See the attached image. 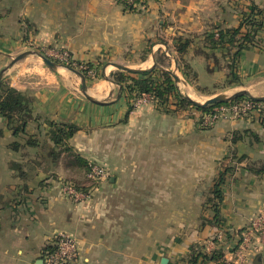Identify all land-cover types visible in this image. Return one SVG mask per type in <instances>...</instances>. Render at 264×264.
<instances>
[{"label": "crops", "instance_id": "crops-1", "mask_svg": "<svg viewBox=\"0 0 264 264\" xmlns=\"http://www.w3.org/2000/svg\"><path fill=\"white\" fill-rule=\"evenodd\" d=\"M234 1L145 0L128 10L117 0H0V70L30 48L27 42L65 48L74 61L95 69L86 81L101 101H89L74 78L28 55L7 68L2 79L28 98L34 118L25 130L39 145L11 149L19 138L0 115V264H44V252L53 248L59 231L76 240L78 254L71 264H161L162 258L166 264H185L193 250L213 249L223 252L219 264H264V246L248 250L240 263L235 254L240 230L264 211V173L245 168L248 161H264V104L241 118L220 116L202 124V112L160 110L151 96L129 110L134 99L128 102L121 84L103 77L108 62L144 70L156 61L165 65L159 57L171 50L170 43L162 49L156 42V20L162 33H174L165 29L161 13L188 28L182 34L194 37L196 47L220 53L221 48H206L204 31L236 27L241 18ZM253 1L264 11V0ZM237 2L243 10L249 4ZM251 33L252 42L235 62L238 81L201 95L240 89L264 95V25ZM191 61L200 85L229 78L228 56L210 63L211 71L204 55ZM111 67L104 73H112V79L123 71ZM194 85L186 84L187 96H197ZM61 122L77 126L70 147L88 163L104 165L106 177L91 183L63 153L56 161L41 153L42 144L54 146L53 123ZM221 172L217 221L213 188ZM64 183L90 187L91 196L66 197Z\"/></svg>", "mask_w": 264, "mask_h": 264}, {"label": "trees", "instance_id": "trees-1", "mask_svg": "<svg viewBox=\"0 0 264 264\" xmlns=\"http://www.w3.org/2000/svg\"><path fill=\"white\" fill-rule=\"evenodd\" d=\"M119 1L122 2L125 6H128L130 10L136 9L133 7V4L127 2V0ZM134 2H139L143 4L145 0H134ZM246 8L248 9V11L241 13V16L243 18L236 27H217L219 33L218 37H215L214 33L212 32L205 33L204 40L206 41V46L214 47L215 49L220 46H223L224 44L229 45V48L230 46L236 47L235 51H233V54L231 55V62L229 60L227 64V67L229 68V78L227 79L226 85L224 86H229L233 82L238 81V77L235 74L234 68L239 52L245 44L252 42V28L264 25V11L259 8L253 0H249V4L246 6ZM255 15H261V17L258 18ZM180 39V36H178L176 37L175 41L174 49L178 54L176 56V60L181 68V72L185 76H188L190 73L192 75V78L196 79L197 74L192 69L191 65L188 64L186 61L185 64L181 65L180 62V59L184 58V54L189 48L192 41L187 38H184V40ZM199 52L204 53V51H202L201 49L195 50V53ZM204 54L206 55L205 57L207 61L206 67L208 70L211 71L213 69V66H211L210 63H213V65L215 63L217 64L218 57L215 53ZM229 54L230 52L222 53L221 56H229ZM80 71H82L87 77L86 69H80ZM159 75H161L160 78ZM113 80L116 83L121 84V90L128 99V102L129 99H136L142 94L147 93L152 97L151 99L153 103L160 110L180 111L186 108H193L202 113H207L215 105L219 104L216 103L205 107L195 105L191 100L187 98L186 95H183L179 91L171 75L166 71L157 68L156 66H153L150 69H145L140 73L133 74L127 71H118V73L114 75ZM198 89H200V91L202 92H208L206 91V87L198 86ZM243 100H250L257 105L264 104V101L255 100L249 95L239 96L231 101L223 102V104ZM133 108L134 105L132 103H129V110H132ZM0 115L5 120L6 126L11 130L13 136L20 139L22 138V136H24V134L26 135L23 142H21V140L19 139L12 141L9 144L11 149L19 150L23 148L24 145H39L37 139H34L33 135L26 134L25 130L27 122L34 118L32 113V107L28 101V98H26L22 94V92L16 90L13 87L8 86V84L5 83L4 79L0 81ZM53 127L54 128L52 130V133L50 134V137L54 142V146L48 147L47 144H42L41 153H45L50 159H54V161H56V159L62 156L63 153L64 158L67 157L69 162L72 163L77 170L83 171V173L85 174L89 169L90 163H88V161L84 159L79 153H76L69 145V140L76 132L77 126L74 124L61 122L53 123ZM249 132L253 135L254 139L257 140L258 137L254 133H252V131ZM241 159H244V157H242ZM245 168L257 174L264 173V161H248L245 165ZM224 173L225 172L219 173L218 177L215 180L213 188V217L217 221L219 220L218 206L223 199L221 185L224 182ZM75 186L81 187L77 184ZM51 250L52 248H48V250L44 252V256L47 255V253ZM205 262L209 264H219L224 262L223 252L219 249H213L208 252L193 250L192 253L186 258L185 264H204Z\"/></svg>", "mask_w": 264, "mask_h": 264}, {"label": "built area", "instance_id": "built-area-1", "mask_svg": "<svg viewBox=\"0 0 264 264\" xmlns=\"http://www.w3.org/2000/svg\"><path fill=\"white\" fill-rule=\"evenodd\" d=\"M127 2L135 4L134 0ZM50 59L64 65L75 64L71 55L65 48L46 47L42 52ZM79 69H86L88 77H94L95 71L88 67L85 63L77 65ZM150 95L143 94L134 102V106L148 101ZM254 104L250 100L229 102L228 104L219 103L215 105L209 112L202 113L201 123L208 124L220 116H229L232 118H241L247 116L250 112L260 111V105ZM108 175V169L98 163H90L89 169L85 176L87 180L98 181ZM90 187L78 188L72 183H64L62 192L66 197L74 200H85L91 196ZM260 246H264V211L258 212L249 221V223L241 230L239 241L237 243L235 254L238 262H243L247 258V251H257ZM78 247L75 238L65 232L59 231L55 235V242L52 250L44 257V264H71L77 258ZM238 264V263H237Z\"/></svg>", "mask_w": 264, "mask_h": 264}, {"label": "rangeland", "instance_id": "rangeland-1", "mask_svg": "<svg viewBox=\"0 0 264 264\" xmlns=\"http://www.w3.org/2000/svg\"><path fill=\"white\" fill-rule=\"evenodd\" d=\"M121 5H123L124 6V8L125 9H128V10H130L129 8H128V6H125L122 2H120L119 0H117ZM238 0H235L234 1V3H232L233 5H234V7L238 10V13H240V21L242 20V16H241V13H244V12H246V11H248V9L246 8V9H244L243 10V8H241V6H239V2H237ZM141 4V3H140ZM137 5V4H136ZM135 5V6H136ZM135 6H133L134 8H136ZM262 9V8H261ZM159 18H161V19H163V24H164V26H165V29H168L171 33H174V34H170V36H168V33H167V35L166 34H164V33H162V26H161V24L156 20V27H157V34H156V36H155V40H156V42H161L160 43V47L162 48V49H165L166 47H165V42L166 43H170V51L169 50H164V52H165V54L167 55H165L164 54V56L161 54V56L159 57V59L160 60H162V61H164L165 62V65H161V64H159L157 61H156V64L158 65V66H156L157 68H159V69H161V70H163L162 68H168V69H172V70H176V72H177V74H178V76L180 77V79H183L184 81H186V84L188 83V82H191L192 84H195L194 85V88H196V90H198V93H196L197 94V96H195L194 94H192V93H189V95H190V97H192V98H194V99H196L197 101H199V102H202V101H204V97L205 96H210V95H201V92L202 91H200V89H198V86L199 87H206V91H210L211 90V88H213V89H216V88H218L219 90H221L223 87H225L224 85H226V82H227V80L225 79L224 81H222V82H220V83H215L214 85H211L210 87H208V86H206V85H200V84H198V83H196L197 82V78L196 79H194V78H192V75L189 73V75L188 76H185L182 72H181V68H180V66L178 65V62H177V60H176V56L178 55L177 53H176V51H175V49H174V47H175V41H176V37H178V36H180V38L182 39V40H184V38H187V39H189L190 41H192L191 43L192 44H190V46H189V48L187 49V51L185 52V54H184V58L182 59H180V62H181V65H183V64H185L186 62L188 63V64H190L191 65V67H192V61H191V59L193 58V56L196 58V55H204V56H206L204 53H208V52H206L205 51V49H202V48H197V47H200V46H197L196 47V45H195V43H194V41H195V38L194 37H186L185 35H183L182 33L183 32H185L186 31V29H188V28H183V24L182 23H179V21L178 20H176V19H173V18H170V16H168V17H164L163 16V14L161 13V14H159V16H158ZM257 17V16H256ZM259 18V17H258ZM158 19V18H157ZM239 21V22H240ZM217 27H220V26H214V27H208L207 28V30H205L204 32L205 33H214V36L215 37H218V35H219V33H218V30H217ZM191 28H192V33L194 32V31H196L195 29V27H194V25H192L191 26ZM221 28H225V27H221ZM253 28H255V27H253ZM253 28H252V30H251V32L253 31ZM191 35V34H190ZM193 35V34H192ZM180 39V40H181ZM169 40V41H168ZM240 40V39H239ZM32 44H29L28 42L26 43V46L27 47H30V48H28V49H35V50H37V51H39V52H43V49L44 48H46V47H51L52 45H45V46H43V45H36L35 46V43L33 42V41H30ZM53 47V46H52ZM206 48H209V46L208 47H206ZM218 48H221V49H223V50H221V51H219L221 54L222 53H229L230 52V54H229V56H228V62H229V60H230V62H231V55L233 54V51H235V49H236V47H234V46H230V48H229V45H227V44H224L223 46H220V47H218ZM198 50V49H201L202 51H204V53H195V50ZM190 52H191V54H192V56H190ZM220 53H217L216 54V56L218 57V59H220V58H223L224 56H221V54ZM208 54H212V53H208ZM228 55V54H227ZM190 56V57H189ZM29 59H33V60H35V61H37L38 62V64L39 65H41V66H44V67H47L44 63H43V61L41 60V58H39L37 55H34V54H30V55H28L27 56ZM189 57V58H188ZM158 59V60H159ZM174 59L176 60V62H177V67H175V63H174ZM20 60V59H19ZM18 61V60H17ZM16 61V62H17ZM72 61H74L73 59H72ZM161 61V62H162ZM186 61V62H185ZM74 62H76L75 64H71V65H69V66H71V67H74V68H76V69H78V70H80L78 67H77V65L80 63V62H78V61H74ZM15 63V62H14ZM58 63V62H57ZM81 63H85V62H81ZM86 65H88V63H85ZM64 65V64H63ZM88 67H90L91 68V66L90 65H88ZM48 68V67H47ZM112 69H116L114 66H112L111 67ZM94 71H95V69L94 68H92ZM57 71H59L58 73H60L61 75H63L64 77H66V76H69V77H71V78H74L75 80H76V82L77 83H79V89H80V78L76 75V74H74L73 72H71V71H69V70H67L66 68H60L59 70H57ZM164 71V70H163ZM196 72V71H195ZM88 77V76H87ZM86 77V78H87ZM161 77V75H159V78ZM91 78H93V77H91ZM91 78H89L88 77V79H91ZM190 81H189V80ZM186 84L185 83H183V82H178V83H176V85H177V87H178V89H179V91L183 94V95H186L187 96V94H186V89H185V86H186ZM219 85V86H218ZM223 86V87H222ZM187 87V86H186ZM193 88V87H192ZM187 89H188V87H187ZM199 92H200V94H199ZM203 92H205V91H203ZM222 92V91H221ZM218 93H220V92H218ZM225 93H228L229 94V92L227 91H225ZM217 94V93H216ZM212 96V95H211ZM139 97H141V96H139ZM138 97V98H139ZM137 99V98H136ZM136 99H134V101L136 100ZM133 100V99H132ZM135 102H133V104H134ZM95 162V161H94ZM95 163H97V162H95ZM109 171V170H108ZM86 174V173H85ZM84 174V175H85ZM86 177V176H85ZM95 182V181H94ZM91 183H93V181L91 180Z\"/></svg>", "mask_w": 264, "mask_h": 264}, {"label": "water", "instance_id": "water-1", "mask_svg": "<svg viewBox=\"0 0 264 264\" xmlns=\"http://www.w3.org/2000/svg\"><path fill=\"white\" fill-rule=\"evenodd\" d=\"M30 54L37 55L39 58H41L43 63L49 69H51L53 71H57L60 68H66L67 70H69V71L73 72L74 74H76L80 78V92L84 95V97L86 99H88L89 101H91V102L101 103V101L96 100L90 94V92L88 90L86 76L84 75V73L82 71H80V70H78V69H76L74 67H71L69 65H63V64L57 63L56 61L50 59L49 57H47L46 55H44L43 53H41V52H39V51H37L35 49L25 50V51L17 54L16 56L12 57L10 63H8V65H6L5 67H3L0 70V81H1L2 77L4 76L7 68L11 64H13L17 60H19V59H21V58H23V57H25L27 55H30ZM174 63H175V67H177V62H176L175 59H174ZM108 65H112V66H114L115 68H117L119 70L127 71V72H130V73H140V72H142L144 70L142 68L129 67L127 65L116 63V62H108L105 65V67L103 68V77L105 79H107L108 81H111V82H114V80L111 78V74L112 73H109L108 75H106L104 73V70H105L106 66H108ZM154 66H158V65L155 63ZM162 69L171 75V77L173 78L175 83H178V82L181 81V82L186 84V81H184L183 79H180V77L178 76L176 70H172V69H168V68H162ZM242 95H249L255 100L264 101V95L263 96H253L245 89H240V90H237V91H235L233 93H229V94L225 93V92H220V93H217V94H214V95L208 97L207 99H205L202 102H199V101H197L195 99H192L189 96H187V98L189 100H191L195 105L200 106V107H205V106L216 104V103H223V102L231 101V100H233V99H235V98H237L239 96H242ZM117 97H119V95ZM166 262H167V259L166 258H162L161 264H166Z\"/></svg>", "mask_w": 264, "mask_h": 264}, {"label": "bare ground", "instance_id": "bare-ground-1", "mask_svg": "<svg viewBox=\"0 0 264 264\" xmlns=\"http://www.w3.org/2000/svg\"><path fill=\"white\" fill-rule=\"evenodd\" d=\"M194 99V98H193Z\"/></svg>", "mask_w": 264, "mask_h": 264}]
</instances>
